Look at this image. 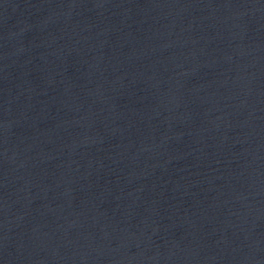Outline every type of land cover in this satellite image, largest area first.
Wrapping results in <instances>:
<instances>
[{"label": "water", "instance_id": "1", "mask_svg": "<svg viewBox=\"0 0 264 264\" xmlns=\"http://www.w3.org/2000/svg\"><path fill=\"white\" fill-rule=\"evenodd\" d=\"M0 264H264V0H0Z\"/></svg>", "mask_w": 264, "mask_h": 264}]
</instances>
